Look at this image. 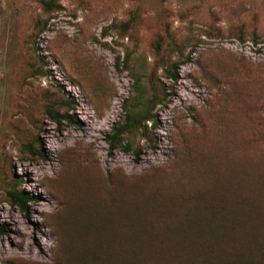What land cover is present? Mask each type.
Segmentation results:
<instances>
[{
	"label": "rangeland",
	"instance_id": "rangeland-1",
	"mask_svg": "<svg viewBox=\"0 0 264 264\" xmlns=\"http://www.w3.org/2000/svg\"><path fill=\"white\" fill-rule=\"evenodd\" d=\"M128 110L157 124L110 151ZM232 211L245 235L212 229ZM2 227L0 264H97V244L210 232L228 233L222 256L264 263V0H0ZM126 248L103 263L129 264Z\"/></svg>",
	"mask_w": 264,
	"mask_h": 264
},
{
	"label": "trees",
	"instance_id": "trees-1",
	"mask_svg": "<svg viewBox=\"0 0 264 264\" xmlns=\"http://www.w3.org/2000/svg\"><path fill=\"white\" fill-rule=\"evenodd\" d=\"M43 4L48 8L54 6V3L52 1H44ZM190 58H191V55H188L184 59L173 61L171 63V66H169L167 70V73H166L167 78L169 80L176 81L179 76L178 69L180 68V66L189 62ZM51 117L56 122L58 123L60 122L57 119L55 113L52 112ZM141 120L145 122L151 120L152 127H155L157 124L156 119L151 117L149 110H146L145 113L142 114L141 116L136 115L134 113H130V111L128 110L125 113L124 122L118 126L115 125L113 127V133L107 136L110 151H113L114 149L118 147L121 141L120 139H121L122 133L135 130L137 127H140ZM144 127H146L145 124H144ZM123 150L125 151L129 150L128 144H125L123 146ZM134 154L137 157L139 155V151H135ZM10 196L13 202H15L18 208L23 212L27 211L28 202L33 200L32 196L21 193V192H17V191L10 192ZM238 214L239 212L232 211V212L224 213L222 215H217L215 217L216 222L214 223L212 222L211 215H210L208 217V220L211 221L213 225H215L212 229H217L220 226H222L223 228H226L228 231H231L233 233H242L245 235L246 233L245 227L241 225L242 222ZM131 230H135V228L128 227V228H125L124 230H121L120 232H124V231L129 232ZM249 230L251 233L254 234L255 230L253 228L250 227ZM5 231H6L5 228L3 227L0 228V232H5ZM111 233L106 237H109ZM227 234L228 233H219L213 236V233L210 232V235L208 234L209 238L206 241H204V244H202L200 247L191 246V245H185L184 247L183 246L180 247V245H183L180 239L165 238V237H159L160 239L164 241L163 243L157 244V245H148V246L121 245V244H115V245L109 246L106 244H97V264H104L103 261L105 259L112 258L111 256L112 254L113 256H116L115 246L128 247L126 248V251H125V254H127V257H124L123 262L129 259V264H264L262 263V261L255 262L251 260H245V258L238 253H234L230 256L228 254L226 256H222L219 250H220V247L223 249ZM151 235L155 236L153 234ZM106 237L97 235V240H100L101 238H106ZM185 240H188L187 243L189 244H197L196 240H194L193 237H189V239H185ZM149 246L164 247L166 253L168 254L165 261L160 262V260H154V261L142 262L138 256L139 250L144 249ZM260 252L262 255H264L263 245H261ZM156 261L158 263H156ZM116 264H120L118 260H116Z\"/></svg>",
	"mask_w": 264,
	"mask_h": 264
}]
</instances>
